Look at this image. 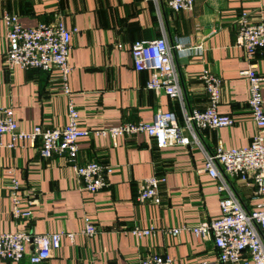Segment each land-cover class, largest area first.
<instances>
[{
  "label": "crops",
  "instance_id": "crops-1",
  "mask_svg": "<svg viewBox=\"0 0 264 264\" xmlns=\"http://www.w3.org/2000/svg\"><path fill=\"white\" fill-rule=\"evenodd\" d=\"M16 13L22 26L62 18L71 35L69 87L79 110V125L89 129L78 141L77 162L97 161L109 167L107 186L91 194L64 159L40 155V137L17 141L0 137V232L63 231L60 247L39 264H138L152 254H166L173 264L223 263L212 239H202L187 229L220 215L217 181L204 169L205 152L218 144L248 145L256 126L247 105L248 82L241 71L255 64L264 78V46L252 57L236 45L238 18L249 13L252 22L264 21V0H194L191 10H172L166 0H0V108L13 109L21 129L51 128L67 121V97L61 90L57 68H9L1 20ZM165 35L173 46L179 75L180 97L147 87L149 71H136L130 47L136 40ZM121 45L119 47L118 45ZM207 70L221 79L219 113L234 122L227 127L202 129L187 145L159 148L146 133L110 136L94 131L126 122L152 120L157 110L175 112L183 125V107L203 110L210 103L198 75ZM264 85V80H263ZM164 176L160 202L140 203L139 182L150 175ZM19 183L22 202L33 201L32 217L11 214V180ZM230 184L244 208L258 203L249 181L231 178ZM84 217L96 227L91 236L81 230ZM152 226L149 236L136 237L133 227ZM33 264L26 254L18 263Z\"/></svg>",
  "mask_w": 264,
  "mask_h": 264
},
{
  "label": "built area",
  "instance_id": "built-area-1",
  "mask_svg": "<svg viewBox=\"0 0 264 264\" xmlns=\"http://www.w3.org/2000/svg\"><path fill=\"white\" fill-rule=\"evenodd\" d=\"M194 0H166L172 10H191ZM1 20L5 29L7 48L4 62L7 67L21 69L37 68L60 72L61 90L67 97V121L62 126L43 128L34 126L30 131L19 127L12 108H0V137L8 133L11 137L8 147L13 148L17 141H34L40 137V155L48 158L58 156L64 159L75 175L81 180L82 188L91 194L107 186L109 167L97 161L77 162L78 141L89 134L90 130L79 125V110L71 98L69 75L71 30L60 17L55 22H42L33 27L22 26L16 13L4 12ZM235 38L247 57L264 46V21L252 22L249 13L242 12L238 18ZM121 47V45H118ZM173 46L165 35L151 40H136L130 47L133 67L136 71H149L147 87L164 92L171 98L180 97L179 75L173 60ZM250 64L241 74L248 82L247 105L256 126V132L248 145L243 147H224L218 144L213 151L205 152L204 169L217 181L220 193V215L192 226L169 229L173 235L187 229L202 239H212L217 248L218 259L230 264H264V78ZM203 82L209 98V105L203 110H187L183 107V125L178 122L172 110H157L150 121L126 122L115 127L94 131L95 134L110 136L113 141L119 135L146 133L153 138L157 147L174 144L187 145L188 131L196 139V132L202 129H216L233 124L228 114L219 113L221 79L207 70L198 75ZM231 178L249 181L254 187L256 207L246 210L230 184ZM164 176L156 174L145 177L139 182L136 199L140 203L160 202L159 186ZM19 183L11 180V214L17 219L32 217L30 206L33 201L23 203L18 192ZM96 227L84 217L81 233L91 237ZM154 232L152 226L133 227L129 233L136 237L149 236ZM73 237V233L63 231L33 233L28 231L0 232V263H18L25 255L33 264H39L51 257L60 247L63 236ZM174 259L166 254H152L141 259L138 264H173ZM196 264H209L199 261Z\"/></svg>",
  "mask_w": 264,
  "mask_h": 264
}]
</instances>
